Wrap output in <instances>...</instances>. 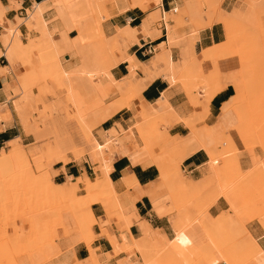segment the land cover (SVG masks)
Listing matches in <instances>:
<instances>
[{
  "label": "crops",
  "instance_id": "crops-1",
  "mask_svg": "<svg viewBox=\"0 0 264 264\" xmlns=\"http://www.w3.org/2000/svg\"><path fill=\"white\" fill-rule=\"evenodd\" d=\"M45 1L0 0L3 7L0 19V156L9 152V142H15L24 149L35 145L36 150L27 155L31 169L29 157L43 149L34 141L42 135L43 129L31 125L27 117V100H23L20 82L26 80L23 76L29 73V69L26 64L24 69L20 61L31 64L30 55L37 54L34 46L39 44V40L56 61L42 39L39 21L32 20L36 18L35 13L38 15L35 8ZM257 1L264 9V0ZM257 1L219 0L213 12L205 10L207 6L202 0H158L156 4V0L94 2L99 8L87 17L90 21H98L96 28L108 50V65L104 67L96 62L92 41L85 46L82 56L67 50L61 52L59 63L65 70L72 69L80 61L96 73L100 71L95 69L106 68V73L98 74L93 80L97 96L104 100V110L122 102L128 106L120 108L94 127L90 125L93 118L89 115L85 122L92 128L88 130L85 124L78 123L83 130V148H77L72 139L73 146L68 144L66 150L82 151L86 155L74 159L69 154L68 162L56 161L47 166L51 176L48 182L52 190L64 193L70 188L69 181H82L83 177L100 179L101 172L96 171V165L88 155L90 147L86 136L91 131L100 143L103 141L100 133L104 138L117 137L120 140L105 149L110 159L107 176L114 194L101 196L89 204V217L93 223L88 241L72 237L77 229L76 219L71 210L61 209L56 217L58 224L54 229L52 245L48 246L47 256L41 255V264H162L160 254L164 251L175 255L174 264H188L187 249H202L211 254L213 262L208 264H229L231 249L237 252L232 260L236 264L241 258H247L249 264H264V153L258 146L247 149L245 138L250 132L247 122L253 117L241 110L242 106L250 104V99L242 94L238 78L227 75L236 70V57L218 56L214 52L205 54L227 43L232 33V20L246 28L257 25ZM44 10L37 17L46 21L45 30L49 38L53 42L73 40V46H76L81 36L78 29L67 28L66 22L58 17L50 4ZM63 12L60 15L66 14ZM19 19L23 21L14 28V35L22 48L16 46V50H6L3 33L11 30L10 25ZM85 21L81 20L80 26L90 28L88 20ZM213 55L217 57V70L210 61H204ZM111 59L115 60L112 66L109 65ZM196 62H199L198 66H195ZM194 67L200 74L194 76L198 90L186 88L179 80L181 77L185 79V74ZM56 69L59 75L62 74L58 64ZM208 71L210 80L215 79L217 91L208 99L203 110L194 101L205 95L199 81L209 80ZM19 74L22 77L20 81L17 78ZM84 87L88 88V84ZM31 91L34 94L35 88ZM64 100L67 105L66 96ZM16 103L23 106L22 113ZM140 108L146 114L155 112L157 121L155 117L152 121L153 116L147 122L137 119ZM148 121L154 124L151 134L148 132ZM140 128L145 129V138ZM127 129L134 131V137L143 144L142 149L136 151L133 139L125 137L123 132ZM250 134H254V129ZM242 142H245V147ZM225 147L232 151L228 158L231 167L220 165L219 157L212 165V157ZM169 162L184 176L183 179L180 175L175 178L178 184L183 181L180 184L182 187L185 184L184 188L199 187L202 194L217 192L212 200L207 197L206 207L200 214L192 213L191 208L189 212L188 209L172 207L171 193L166 188ZM218 177L226 178L230 189L218 191ZM19 179L33 180L35 177ZM6 183L11 184V178L0 179V184ZM78 189L84 191L85 186L79 184ZM84 192H76V196L83 197ZM110 207H115L122 219L120 227L115 218L107 219L106 210ZM7 210L11 216V205ZM15 224L23 230L27 228L19 221ZM66 230L69 232L65 235ZM6 234L11 240V222ZM8 252L11 254V247ZM195 259L197 264H204ZM18 262L34 264L31 258L28 260L22 256L17 258ZM9 264H13L11 255Z\"/></svg>",
  "mask_w": 264,
  "mask_h": 264
},
{
  "label": "rangeland",
  "instance_id": "rangeland-1",
  "mask_svg": "<svg viewBox=\"0 0 264 264\" xmlns=\"http://www.w3.org/2000/svg\"><path fill=\"white\" fill-rule=\"evenodd\" d=\"M95 1L97 0H74L71 6L63 7L66 13L64 16L56 12L58 17L66 22L67 28L75 27L78 29V35L81 36L76 46H73V40L53 42L49 38V33L45 30L46 21L37 17L32 19L39 21L42 27V39L46 41L47 44L45 45L47 49L50 50V53L55 56L62 74L59 75L56 69V61L53 60L50 54L41 46L42 40L37 41L39 44L34 46L37 54L35 56L32 54L30 55L32 60L31 64L29 63L30 65H27L26 61H20V63L22 62V66L26 64L29 69V73L23 76L26 80L23 79L20 82L22 96L24 97L23 100H27L26 114L30 119L31 125L38 129H43L42 135L34 139L35 144L43 149H40L32 157H29L32 169L30 168L27 155L36 150L35 145L24 149L17 143H13L11 146L15 150V155L8 158V153H6V156L2 153L0 156L2 161L0 179L11 178V184H0V264H9L10 255L13 264H20V262L16 263L17 258L20 256L28 260L31 258L34 264H41V255H46L48 246L52 245L54 229L58 224L56 217L61 209L71 210L76 219L77 229L73 231L72 237L83 238L86 241L90 240L88 236L90 226L93 222L89 217V204L91 202H96L101 196L114 194V192L109 193L106 190L85 188V192L82 189H77L76 191L77 193L81 191L84 192L83 197L76 196V193L65 195L52 190L48 182L51 177L48 172V167L50 165L56 161L68 162L69 154L74 159L80 157L78 154L82 151H70L68 154L66 153V156L61 160L55 159L56 152L60 148H69L67 145L70 144L69 142L72 143V139H74L75 143L78 145L77 148H83V130L78 124L80 117L87 118L89 115H92L96 117V120H101L110 116V114L122 104L110 106L109 109L104 110V100L97 96L93 84V80L97 76L89 81L81 75V71L84 68L93 70L91 69L92 67H88V64H84L80 61V63L72 69L65 70L59 63L57 51L61 53L67 50L82 56V54L85 53V46H88L89 42L92 41L95 47L94 57L96 62L98 64H103L104 67L108 65V50H106V45L102 39V35L99 33V29L96 28V26H98V21L97 19L90 21L89 17H87V14H90L94 10H98V4L97 2L94 4ZM202 1L203 4L207 6L205 10L212 12L214 10L216 11L217 5L219 4V0ZM256 4L255 13L258 17L256 26L246 28L241 23L232 20L230 23L232 33L227 43L205 54L214 52L218 56L236 57L237 68L227 75H233L238 78L242 85V94L250 99V104L242 106L241 110L243 113L248 112L252 114L253 117L250 124L247 122V128L250 132L251 129H254V134L249 135L250 132H247L248 136L245 138L247 139V143H244L247 145V149L258 146L264 153V9L258 4V1ZM2 13L3 11L0 10V19H2ZM176 14L179 15V12H176ZM204 17L206 18V16ZM85 19L88 20L87 24L90 28L80 26V21H85ZM22 21L23 19L17 20L14 25H10L11 30H7L3 33L6 37L4 43L6 50L9 48L16 50V46L22 48V45L14 35V28ZM153 23H156V21ZM76 39L78 40V38ZM112 41L113 39H111L110 42ZM216 59L217 57L213 55L211 59L204 61H210L212 65H215V70H217L218 68L215 64ZM110 64L111 66L113 65L112 59L109 65ZM198 65L199 62H196L195 66ZM23 68L26 69L25 66H23ZM95 70L100 71L98 74L103 72L106 73L107 71L106 68ZM63 72H67L68 77H65ZM191 72L193 73L189 74L190 72H187L185 74V79L181 77L179 80L183 81L186 88L198 90V88L195 87L197 81L194 80V76L198 74V77L200 74L195 67ZM209 73L210 71H208L207 74ZM63 76L66 80V84L62 81ZM17 78L19 81L22 79L20 74ZM210 78L211 75L209 74V82L211 81ZM206 81L208 80H200L199 85L202 86ZM84 84H88V88H85ZM32 88H35L34 94L31 91ZM16 92L18 94L19 90ZM88 95L92 98H89ZM65 96L67 105L64 100ZM118 97H120V94ZM16 104V107L20 108V113H22L23 106L18 103ZM159 124L161 125L163 123L159 122ZM152 125L150 124L148 127V132H150V134L153 131L152 128H154V124ZM84 127L86 130L92 128L89 127L88 124L84 125ZM139 130L141 131L142 137L145 138V129L140 128ZM244 143L242 142L245 147ZM50 145H53V147ZM51 150L53 151L50 152ZM231 152V149L225 147L218 155L215 154L214 157H212V165H215L219 157L221 161L220 165L224 166V164H226L230 168L231 162L228 158ZM84 155L86 154L84 153ZM166 172V188L171 193L172 207L177 210L188 209L189 211V208H191L193 209L192 213L200 214L201 210L206 207L207 197L209 196L210 200H212L217 195L215 191H213L215 192L214 194H212L213 192L211 191L202 194L201 188L199 187L191 189L183 188L182 185L176 183L175 178L177 175H180V179H183L184 176L176 166L174 167L172 165V162H169ZM231 172H233L232 168ZM29 176L35 177V179H19ZM216 182L218 191L223 192L226 189H230V184L226 178L218 177ZM9 205H11V216L8 214L7 210ZM41 213H47V215L40 216ZM106 217L107 219L115 218L117 220V226L120 227L122 219L118 216L115 207H110L106 210ZM16 221L26 225V230H23L20 225H16ZM10 222L11 230L13 231L11 240H9L6 234V229L10 226ZM68 232V230L64 231L65 235ZM10 247L11 254L8 252ZM214 250L215 249H212L211 251ZM186 253V261L189 262L188 264H197L195 258L200 260V262L203 261L204 264L213 262L211 254L209 255L205 253V251L203 252L202 249H187ZM235 254L237 255V252L234 253L232 249L229 250V264H236L232 262ZM160 255L162 264H171V262L174 264L176 258L174 254L164 251ZM248 262L249 260L247 258H241L238 264H249Z\"/></svg>",
  "mask_w": 264,
  "mask_h": 264
},
{
  "label": "bare ground",
  "instance_id": "bare-ground-1",
  "mask_svg": "<svg viewBox=\"0 0 264 264\" xmlns=\"http://www.w3.org/2000/svg\"><path fill=\"white\" fill-rule=\"evenodd\" d=\"M158 0H156V2H154V4H156V3H158L157 2ZM72 2H74V0H50V1H45V3L43 4V5H41V6H37L35 9L37 10V14L39 15V16H41V13H42V11L45 9V8H47V7H49V4H50V8L52 7L53 8V10H55V13L56 12H58V14H63L64 12L63 11H65L64 10V8L63 7H65V6H71L72 4ZM57 6L59 7V6H61L62 8L60 9H58L57 8ZM35 7V6H34ZM133 8V7H132ZM63 9V10H62ZM0 10H2L3 11V7L0 5ZM35 10V11H36ZM47 10V9H46ZM45 11V10H44ZM63 12V13H62ZM70 14V13H69ZM162 14H164V13H162ZM36 17L38 16V15H36V13L34 14ZM30 16H31V14H30ZM38 16V17H39ZM67 16V15H66ZM163 16V15H162ZM37 17V18H38ZM32 18V17H31ZM162 18H164V20H165V17H161V19ZM44 23V22H43ZM45 24V23H44ZM124 31V30H123ZM102 33V32H101ZM9 53V52H8ZM57 54L59 55L60 54V52H58L57 51ZM62 55V54H61ZM113 58V57H112ZM115 63V60H113L112 61V64H114ZM216 69V68H215ZM191 71V70H190ZM4 72V71H3ZM64 73V76L65 77H68V74H67V72H63ZM193 72H190L189 74H192ZM97 74L98 73H96L95 71H93V70H88V69H82V71H81V75L82 76H84L87 80H93L96 76H97ZM208 79H209V77H208ZM215 80V79H214ZM214 80H211L210 82H209V80L208 81H206V83H204L203 85H202V87H203V90L205 91V95L203 94V97L202 98H200V99H197L198 101H194V102H197V103H195V105L197 104V106H200V107H203V110H204V107H205V105H206V103H207V101H208V99L210 98V97H212V95L217 91V87H216V82L214 81ZM215 83H214V82ZM198 98V97H197ZM124 106H128V104L125 102V103H123L122 102V104H121V106L120 107H118L115 111H113V113H115L117 110H119L120 108L122 109ZM128 109V108H127ZM141 109V108H140ZM202 109V108H201ZM207 112V111H206ZM174 113V112H173ZM154 114H155V112H152L151 114H146L145 113V111L144 110H142L141 109V111L139 112L138 111V114H137V116H136V118L137 119H140L141 121H146L147 122V120H150V117L151 116H153V117H151L152 118V121L154 120L153 118L155 117L156 118V121H157V114H156V116H154ZM246 114H249L248 112L246 113ZM245 114V115H246ZM110 115H112V114H110ZM244 115V114H243ZM92 116V115H91ZM247 116V115H246ZM92 118L93 119H91L92 120V123H90V125L93 127V126H96V125H99L100 124V122H102L104 119H101V120H96V117H94V116H92ZM107 118V117H106ZM86 118H82V117H80V120H79V118H78V120H79V124H85V125H87L86 124V120H85ZM89 119V118H88ZM160 119V118H159ZM180 119V118H179ZM178 119V120H179ZM249 119V118H248ZM161 120L163 121V119L161 118ZM160 120V121H161ZM151 121V120H150ZM159 121V120H158ZM161 121V122H162ZM184 122V121H183ZM158 123V122H157ZM250 123V122H249ZM148 124H150L149 123V121H148ZM156 124V123H155ZM90 125H89V127H90ZM159 125V124H158ZM152 127H153V125H152ZM129 128H131V127H129ZM244 128V127H243ZM152 129H154V128H152ZM88 130V129H87ZM98 132V131H97ZM124 133V135H125V137L126 138H132L133 139V145H134V147H135V149H136V151L137 150H140V149H142V146H143V144H142V142H139L138 141V139L137 138H135L134 137V131H132V130H128L127 129V131H124L123 132ZM237 133V132H236ZM100 135V138L103 140L101 143L97 140V138H95V136H93L92 135V133H91V131H89L88 132V136H87V141H88V144H89V147H90V149H89V152H88V155L91 157V160L93 161V163H95V165H96V171H99V172H101V177H100V179H97V178H94V179H92V178H87V177H83V179H82V181H80V180H75V181H73V182H71V181H69L70 182V188H69V190H67V191H65L64 193H62V194H65V195H68V194H75L76 193V191H77V189H78V185L79 184H82V185H84L85 186V188L86 189H94V190H106V191H108V192H113V188H112V183H111V181L109 180V178H108V176H107V174H108V166H109V159H108V157L106 156V153H105V149H107L108 147H109V145H111L112 147H113V145H114V143L115 142H117V143H119L120 142V140H119V138H117V137H108V138H104V135L102 134V133H100L99 134ZM98 135V136H99ZM138 135V134H137ZM106 136V135H105ZM71 139V138H70ZM230 140V139H229ZM71 141V140H70ZM73 142V141H72ZM104 142V143H103ZM13 143H15V142H9V145L11 146ZM71 145H72V143L71 142H69ZM103 143V144H102ZM68 144V143H67ZM113 144V145H112ZM224 144V143H223ZM8 145V146H9ZM219 145H221V144H219ZM73 146V145H72ZM10 150H9V152H8V155L7 154H5L4 153V155L6 156L7 155V157L8 158H10V157H12L13 155H15V150L12 148V146H11V148H9ZM74 149V148H73ZM69 151V150H68ZM73 152V151H72ZM71 152V153H72ZM23 153V152H22ZM66 153L68 154V152H67V150L65 149V150H62L61 148L56 152V156H55V159L56 160H61L62 158H64L65 156H66ZM76 153V152H75ZM75 153H74V155H75ZM77 154V153H76ZM80 157H83V156H85L84 155V153L83 152H81V153H79L78 154ZM79 157V158H80ZM2 164V161H1V159H0V167L2 166L1 165ZM159 163H157V165H158ZM182 181V180H181ZM123 180H122V184H123ZM183 182V181H182ZM182 182H180V184H182ZM185 182V181H184ZM185 183H183V185H184ZM192 183H190L189 185H191ZM186 185V184H185ZM184 185V186H185ZM184 186H183V188H184ZM187 186H188V184H187ZM186 187V186H185ZM190 187V186H189ZM192 188H193V186H191ZM190 187V188H191ZM227 198V197H226ZM135 243V242H134ZM94 256V255H93Z\"/></svg>",
  "mask_w": 264,
  "mask_h": 264
}]
</instances>
